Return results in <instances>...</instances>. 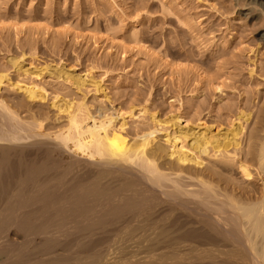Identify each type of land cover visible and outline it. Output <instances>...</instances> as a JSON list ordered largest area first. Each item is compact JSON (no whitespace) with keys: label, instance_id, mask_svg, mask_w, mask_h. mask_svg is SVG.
I'll list each match as a JSON object with an SVG mask.
<instances>
[{"label":"bare ground","instance_id":"1","mask_svg":"<svg viewBox=\"0 0 264 264\" xmlns=\"http://www.w3.org/2000/svg\"><path fill=\"white\" fill-rule=\"evenodd\" d=\"M242 1L264 17V0ZM5 80L27 101L45 99L36 84ZM58 110L66 125L44 133L43 120L25 124L0 99V264H264V119L235 159L225 153L239 149L240 124L188 147L165 133L174 163L164 166L145 150L159 132L153 115L129 144L118 112L116 125L103 112L84 128L71 104ZM208 145L239 181L200 168Z\"/></svg>","mask_w":264,"mask_h":264},{"label":"rangeland","instance_id":"2","mask_svg":"<svg viewBox=\"0 0 264 264\" xmlns=\"http://www.w3.org/2000/svg\"><path fill=\"white\" fill-rule=\"evenodd\" d=\"M244 4L0 0V75L10 83L36 84L45 93L44 100L30 102L5 80L0 99L23 122L32 114L31 120H43L42 131L49 128L50 134L66 125V113L58 110L65 103L78 111L84 128L98 124L103 112L116 125L120 114L129 144L154 127L153 115L159 132L145 150L154 148V163L164 166L174 163L166 155L165 133L176 134L188 147L195 139L230 138L240 124L236 151L244 153L254 123L264 119V41L259 37L264 17L248 13ZM246 113L249 119L243 121ZM25 141L23 146L31 142ZM208 147L200 168L239 181L236 167L221 171L222 154ZM232 151L223 154L242 156Z\"/></svg>","mask_w":264,"mask_h":264}]
</instances>
